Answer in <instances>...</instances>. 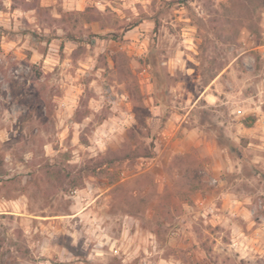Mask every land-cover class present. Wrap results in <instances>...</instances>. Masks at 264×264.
<instances>
[{"label":"rangeland","instance_id":"obj_1","mask_svg":"<svg viewBox=\"0 0 264 264\" xmlns=\"http://www.w3.org/2000/svg\"><path fill=\"white\" fill-rule=\"evenodd\" d=\"M263 42L264 0H0V264H264V129L196 102Z\"/></svg>","mask_w":264,"mask_h":264},{"label":"crops","instance_id":"obj_2","mask_svg":"<svg viewBox=\"0 0 264 264\" xmlns=\"http://www.w3.org/2000/svg\"><path fill=\"white\" fill-rule=\"evenodd\" d=\"M257 51V57L251 56L249 59L251 60V73L248 74L247 76L251 79V84L254 86V91L253 93H243V92H234L233 90L223 92L224 97L221 96L220 93H222L218 88L217 89H212V85H215V87H219L221 84L219 78L221 77V73L218 74L212 81L210 82L209 85L205 86L202 90L199 91V94L197 96L196 102L198 101H203L204 102V107H216L218 105V102L223 104L225 103L226 106L228 107V110L230 113H247L251 114L254 116V125L250 132L253 134V137L258 138V129L262 128L264 129V42L262 45H258L255 48ZM228 84L231 85V81H228ZM161 106L160 104H153V107L151 108L152 110L159 109ZM214 120H212V125L213 127L218 128L220 125L223 126L224 124L222 121L219 120V117L217 115H213ZM186 124L189 125V119L187 118L186 114ZM201 129V128H198ZM249 132V133H250ZM256 132V133H255ZM209 134L208 132L199 130L198 133L194 131H188L186 132V145L191 146V145H197L200 146L202 144H206L205 140L208 138ZM214 144V149L216 146V141H213ZM250 144H253V147L256 145L260 144L256 140H250ZM208 145V144H207ZM263 158L260 157V155H254L253 156V162L258 163L261 161ZM186 239L188 240V244L186 247H193V244H196V251L192 249V252H196V254H201L202 249L201 246L197 244L195 241V238L191 236V234H186ZM246 240V243L244 242ZM247 240H249V244H251L252 241H254V238H244L241 240H237L234 242V247H236V250L241 249L240 246L246 245V247H249V244L247 243ZM254 249V246L251 245L250 250L252 251ZM186 255L192 256L190 250L186 249ZM248 251V252H251ZM248 255L250 253H247ZM192 258H195V256H192ZM197 258V257H196ZM199 259V258H197ZM200 262V260H197ZM175 264H184L181 261H174ZM201 264V262H200Z\"/></svg>","mask_w":264,"mask_h":264},{"label":"built area","instance_id":"obj_3","mask_svg":"<svg viewBox=\"0 0 264 264\" xmlns=\"http://www.w3.org/2000/svg\"><path fill=\"white\" fill-rule=\"evenodd\" d=\"M218 183H219V179L218 178L213 177L211 179V184L212 185H216ZM197 206H198V208L200 210L205 211V213H213V211H214V209L212 207H209L208 204L205 201H203V200H199L197 202Z\"/></svg>","mask_w":264,"mask_h":264},{"label":"trees","instance_id":"obj_4","mask_svg":"<svg viewBox=\"0 0 264 264\" xmlns=\"http://www.w3.org/2000/svg\"><path fill=\"white\" fill-rule=\"evenodd\" d=\"M158 98V97H157ZM159 99V98H158ZM156 102H159L158 100ZM157 104V103H156Z\"/></svg>","mask_w":264,"mask_h":264}]
</instances>
